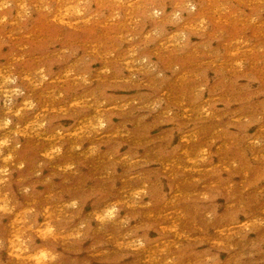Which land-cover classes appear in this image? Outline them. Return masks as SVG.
<instances>
[{
	"label": "clouds",
	"instance_id": "1",
	"mask_svg": "<svg viewBox=\"0 0 264 264\" xmlns=\"http://www.w3.org/2000/svg\"><path fill=\"white\" fill-rule=\"evenodd\" d=\"M0 264H264V0H0Z\"/></svg>",
	"mask_w": 264,
	"mask_h": 264
}]
</instances>
